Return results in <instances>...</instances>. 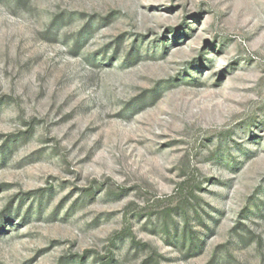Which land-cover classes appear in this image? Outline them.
Listing matches in <instances>:
<instances>
[{
  "label": "rangeland",
  "instance_id": "obj_1",
  "mask_svg": "<svg viewBox=\"0 0 264 264\" xmlns=\"http://www.w3.org/2000/svg\"><path fill=\"white\" fill-rule=\"evenodd\" d=\"M0 264H264V0H0Z\"/></svg>",
  "mask_w": 264,
  "mask_h": 264
}]
</instances>
